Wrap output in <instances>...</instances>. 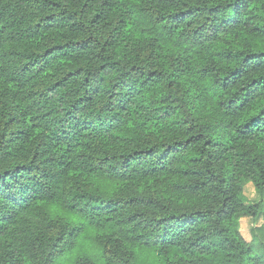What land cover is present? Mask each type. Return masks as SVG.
<instances>
[{
  "label": "trees",
  "instance_id": "1",
  "mask_svg": "<svg viewBox=\"0 0 264 264\" xmlns=\"http://www.w3.org/2000/svg\"><path fill=\"white\" fill-rule=\"evenodd\" d=\"M73 252L264 264V0H0V264Z\"/></svg>",
  "mask_w": 264,
  "mask_h": 264
},
{
  "label": "rangeland",
  "instance_id": "2",
  "mask_svg": "<svg viewBox=\"0 0 264 264\" xmlns=\"http://www.w3.org/2000/svg\"><path fill=\"white\" fill-rule=\"evenodd\" d=\"M244 195L248 200L256 199V194L251 184H247L245 186ZM253 226H254V223H252L249 218L244 217L240 219V233L246 241L250 240V230ZM74 258H75V252L69 253L66 255L64 259H61L59 263L60 264H75Z\"/></svg>",
  "mask_w": 264,
  "mask_h": 264
}]
</instances>
